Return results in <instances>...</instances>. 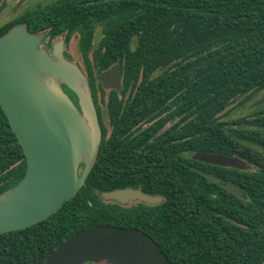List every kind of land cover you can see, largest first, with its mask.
<instances>
[{
    "label": "trees",
    "instance_id": "1",
    "mask_svg": "<svg viewBox=\"0 0 264 264\" xmlns=\"http://www.w3.org/2000/svg\"><path fill=\"white\" fill-rule=\"evenodd\" d=\"M18 23L46 33L49 45L78 35L103 141L75 197L32 227L0 234V264H43L69 237L104 225L142 229L172 264H264V0H54L0 26V37ZM114 65L121 91L96 79ZM260 95L252 115L222 119L237 100ZM195 153L238 157L251 170L202 163ZM26 170L0 106V194ZM128 187L163 201L101 198Z\"/></svg>",
    "mask_w": 264,
    "mask_h": 264
},
{
    "label": "water",
    "instance_id": "2",
    "mask_svg": "<svg viewBox=\"0 0 264 264\" xmlns=\"http://www.w3.org/2000/svg\"><path fill=\"white\" fill-rule=\"evenodd\" d=\"M45 36L18 23L0 37V106L27 161L23 179L0 194V234L32 227L75 197L86 185L103 141L88 76L66 55L64 38L49 45ZM97 60L94 54L95 69ZM96 79L106 90L122 89L118 65ZM193 159L241 171L250 167L246 161L224 154L195 153ZM226 187L236 196L244 195L234 184ZM101 198L122 206L132 202L154 206L163 201L162 196L131 187L103 192ZM43 264L172 263L142 229L104 225L69 237Z\"/></svg>",
    "mask_w": 264,
    "mask_h": 264
},
{
    "label": "rangeland",
    "instance_id": "3",
    "mask_svg": "<svg viewBox=\"0 0 264 264\" xmlns=\"http://www.w3.org/2000/svg\"><path fill=\"white\" fill-rule=\"evenodd\" d=\"M51 1L54 0H1L0 3L2 4V7L0 11V26L22 15L27 10L36 8L37 5H45ZM100 40H101V33L98 30L96 32L94 44L97 45ZM45 42L48 43V39H46ZM65 48H66L65 51L68 54L69 58L75 61L76 63H78L82 68H84L83 61L81 58V53L79 51L78 35L73 36L70 40V43ZM65 91L67 92L66 89ZM239 102L240 101L237 100L236 102H234V104H232L228 108L227 112L223 114V118H222L223 120H232V119L248 117L253 113H255L256 111H258L259 108L261 107V106H253L255 104L248 105L249 102L243 106H239ZM104 124L108 128V133L110 134L112 127L109 125L108 116L106 114L104 115ZM146 125L147 124H144V127Z\"/></svg>",
    "mask_w": 264,
    "mask_h": 264
},
{
    "label": "flooded vegetation",
    "instance_id": "4",
    "mask_svg": "<svg viewBox=\"0 0 264 264\" xmlns=\"http://www.w3.org/2000/svg\"><path fill=\"white\" fill-rule=\"evenodd\" d=\"M1 7H2V4L0 3V11H1ZM45 41V40H44ZM51 45V44H50ZM224 168V167H223ZM227 169H233V168H227ZM236 170V169H235ZM247 170H251V168L249 167ZM246 170V171H247ZM238 171H241V170H238ZM230 173L232 172V171H229ZM236 176L237 177H239L240 176V174L238 173V174H236ZM228 184V183H227ZM231 184H234V183H231ZM235 185V184H234ZM235 186H237V185H235ZM238 187V186H237ZM134 203H136V202H134ZM131 204V203H130Z\"/></svg>",
    "mask_w": 264,
    "mask_h": 264
}]
</instances>
